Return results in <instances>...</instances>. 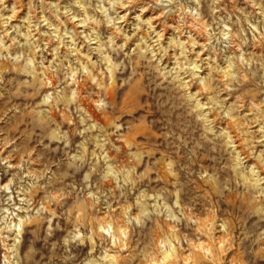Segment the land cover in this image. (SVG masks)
I'll return each instance as SVG.
<instances>
[{"label": "clouds", "instance_id": "1", "mask_svg": "<svg viewBox=\"0 0 264 264\" xmlns=\"http://www.w3.org/2000/svg\"><path fill=\"white\" fill-rule=\"evenodd\" d=\"M0 264H264V0H0Z\"/></svg>", "mask_w": 264, "mask_h": 264}, {"label": "rangeland", "instance_id": "2", "mask_svg": "<svg viewBox=\"0 0 264 264\" xmlns=\"http://www.w3.org/2000/svg\"><path fill=\"white\" fill-rule=\"evenodd\" d=\"M61 116L63 115L62 113L60 114ZM102 119H104L105 121H107L108 120V117L107 116H104V117H101ZM203 158V157H202ZM197 187H199V186H197Z\"/></svg>", "mask_w": 264, "mask_h": 264}]
</instances>
